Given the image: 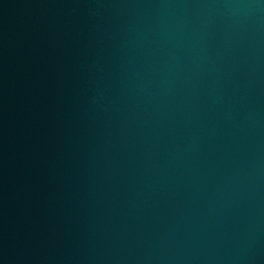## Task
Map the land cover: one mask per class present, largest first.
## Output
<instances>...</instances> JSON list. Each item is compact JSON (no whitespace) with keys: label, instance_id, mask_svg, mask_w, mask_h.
Returning <instances> with one entry per match:
<instances>
[{"label":"water","instance_id":"1","mask_svg":"<svg viewBox=\"0 0 264 264\" xmlns=\"http://www.w3.org/2000/svg\"><path fill=\"white\" fill-rule=\"evenodd\" d=\"M0 264H264V0H0Z\"/></svg>","mask_w":264,"mask_h":264}]
</instances>
